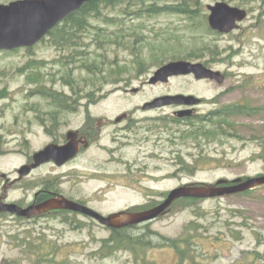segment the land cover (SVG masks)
I'll return each mask as SVG.
<instances>
[{
	"label": "rangeland",
	"instance_id": "rangeland-1",
	"mask_svg": "<svg viewBox=\"0 0 264 264\" xmlns=\"http://www.w3.org/2000/svg\"><path fill=\"white\" fill-rule=\"evenodd\" d=\"M11 1L0 0V4ZM218 1L248 11L240 27L228 34L212 30L206 19L207 5ZM107 4L100 7L102 17L89 16L86 28L78 31V46H61L60 36L53 34L32 47L0 50V196L6 193L7 202H30L33 179L47 175L50 168L21 180L18 170L48 143V126L49 132L61 134L79 127L86 111L142 110L146 101L163 94L201 97L204 102L198 110L203 113L235 103H250L259 110L248 118L230 120L231 133L217 140L198 134L194 138L190 134L196 127L184 125L189 139L183 140L182 165H176L175 156L171 157L175 162L170 160L166 143L167 159L159 167H149L157 177L148 173L143 182L118 178L124 166L100 168L81 156L64 168L74 192L80 189L92 200L104 197L95 206L108 214L143 202L147 194L160 196L182 185H212L222 178L264 174V0H200L193 20L167 12L149 17L121 15L119 6L112 9ZM106 16L126 19L125 31L105 23ZM130 26L137 29H127ZM81 50L87 56H78ZM174 59L203 63L207 59L209 67L222 71L226 80L218 84L176 75L167 83L150 84L154 72ZM84 63L96 72H89ZM42 86L69 97V106L59 110L37 92ZM54 114L56 127L49 119ZM113 174L116 177L107 178ZM179 200L166 214L131 232L143 236L144 245L139 244L137 251L126 246L111 248L105 240L112 229L82 214L70 213L64 221L65 214L38 220L6 214L0 218V264H264V185L196 202ZM47 251L48 260L32 258L33 254L45 256Z\"/></svg>",
	"mask_w": 264,
	"mask_h": 264
},
{
	"label": "water",
	"instance_id": "water-1",
	"mask_svg": "<svg viewBox=\"0 0 264 264\" xmlns=\"http://www.w3.org/2000/svg\"><path fill=\"white\" fill-rule=\"evenodd\" d=\"M94 0H14L0 4V50H12L19 47H32L41 41L57 24L68 15L79 10L85 3ZM208 22L213 30L228 34L240 27L248 11L234 6L227 1L209 4ZM192 74L197 80H211L223 84L225 74L217 69L205 65L203 62H192L185 59L171 60L160 66L149 78L150 84L168 82L172 76ZM137 89H134L136 91ZM175 102L179 104H199L202 98L194 94L178 93L166 95L153 100L145 107L163 105ZM183 115H189L192 110H184ZM73 136L72 133L69 134ZM73 140L65 145L50 143L40 151L34 153L32 164L22 165L19 178L31 173L32 169L43 162L55 160L64 163L77 154ZM264 185V174L253 177H237L233 180L222 178L216 184L182 185L172 189L167 197L157 206L133 212L122 210L103 214L88 205L71 200L65 196H55L39 205L21 206L17 202L0 200V212H8L18 217L30 218L53 209H67L89 215L99 223L109 228H123L142 224L157 219L168 212L172 204L183 197L213 198L228 196Z\"/></svg>",
	"mask_w": 264,
	"mask_h": 264
},
{
	"label": "flooded vegetation",
	"instance_id": "flooded-vegetation-1",
	"mask_svg": "<svg viewBox=\"0 0 264 264\" xmlns=\"http://www.w3.org/2000/svg\"><path fill=\"white\" fill-rule=\"evenodd\" d=\"M166 95L175 94H163L156 96L155 98L146 101L142 107V110H126L117 113L100 112L97 114L92 113L90 110L86 111L85 115L81 119L79 127L68 128L67 131L62 132L61 134H56L54 133L55 131L49 132L48 126L47 131L49 134H51V137L44 147L50 143L65 145L73 140L75 143V148L78 150L77 154L64 163H58L55 160H50L43 162L37 167L33 168L31 171L32 174L39 172V170L44 167H49L50 171L45 176H39L36 177L35 180L33 179L35 188L33 187L34 190L30 202H27L26 204L25 202L20 201L19 204L23 207L30 204L39 205L55 196H65L71 200L88 205L91 208L101 212L95 205L97 202H101L104 197H102V199L95 198L94 200L90 198L87 199L85 196H83L82 190L79 189L78 191L74 192V184H69L70 179L67 178L69 174L67 173V170H64V168H69V165L74 163L81 156H85L86 161L89 162V164L100 168L110 167L113 165L124 166L126 170L119 171L117 175L118 178L133 183L143 182L147 180L149 176L157 177L154 176L152 172H150L149 167H159L161 165L160 163L167 159L165 154L166 143L169 144L170 160H175L176 165L180 164L181 166V148L183 140L189 139V135L184 138L183 126L186 125L187 127H192L198 116L208 115L209 113L199 112L198 110V107L204 101L200 102L199 104L192 105L169 102L164 103L163 105L145 107L156 98ZM167 107L173 109L169 111L154 110ZM184 110H192V113L189 115H183V112L181 111ZM50 121L51 126L56 127V119ZM70 133L73 134L72 137L69 136ZM41 149L37 151H40ZM37 151H34L33 154L29 156L28 162L23 165L32 164L34 162V153ZM172 156H175L174 160L171 158ZM95 173H98V171ZM148 173H150V175L147 177ZM114 177H116V175L113 174L108 175L107 178ZM21 179L22 178H20V180ZM167 195V193H162L160 196L150 197V195L147 194L143 202L129 204L118 211H144L160 204L167 197ZM0 199L7 201V194L4 193L1 195ZM176 203L177 201L174 204ZM112 212H109L108 214ZM70 213L75 215L82 214L83 216L89 217L90 219H95L84 213L67 209H53L35 215L32 217V219L38 220L41 218L58 217L60 214H65L63 217H61V220L64 221L65 216ZM6 214L9 213H1L0 218L6 217ZM143 224L144 223L123 228L130 227L133 231H137L140 230L139 227H142ZM111 229L112 238L114 235V228ZM49 253L50 251H47V253L44 254L45 256H42V254H33L32 258L35 260V262H38L40 258L48 260L50 257L49 255H51Z\"/></svg>",
	"mask_w": 264,
	"mask_h": 264
},
{
	"label": "trees",
	"instance_id": "trees-1",
	"mask_svg": "<svg viewBox=\"0 0 264 264\" xmlns=\"http://www.w3.org/2000/svg\"><path fill=\"white\" fill-rule=\"evenodd\" d=\"M126 3L117 5L119 2ZM148 0H94L85 3L79 10L71 13L68 15L61 23L63 25L58 24L55 26L48 34V36H51L53 34H56V36H60V45L61 46H70L75 47L78 46L77 40L80 38L78 35L79 30H84L86 28V24L88 22L89 16H95V17H102V12L100 7L106 5L107 3L110 4L112 9L117 8L116 6H119L120 8V14L121 15H135L138 17H141L142 14L149 16H154L157 14H160L162 12H167L171 14H181L188 16L189 20H193L194 17L198 16V7L200 4V0H179L177 2L160 5L157 3H146ZM137 2V3H136ZM108 5V4H107ZM135 8V9H134ZM134 9V10H133ZM109 15V14H108ZM208 21V16L206 17ZM125 20L126 19H117V18H108L106 16L104 18L105 23H113L116 24L120 29L125 31ZM134 25V24H133ZM142 26V25H141ZM141 26H139L138 29H141ZM144 26V25H143ZM129 30H136L137 28H133L132 26L128 27ZM138 34V33H137ZM143 37V36H140ZM135 41L133 42V44ZM208 47V46H205ZM153 48V47H152ZM156 49V47H155ZM154 49V50H155ZM160 49V48H159ZM211 53H215V49H211ZM154 53V51H153ZM77 55L83 58L84 56H87L86 52L77 51ZM204 54L203 52L198 55V57H202ZM205 65H209V62L207 59H205ZM84 66H86V69L90 72H96L95 67L91 68L88 66V64L84 63ZM72 88L74 89V85H72ZM75 91V90H73ZM37 92L44 96L45 98L52 101L53 104L56 105V107L60 110L66 109L69 105L68 103L71 101L66 97L63 93L53 90V89H47L46 87L42 86L39 87ZM90 95V94H89ZM92 99L93 97L90 96ZM64 108V109H63ZM70 109V108H69ZM259 108L250 104V103H235L230 105H224L220 108H217L215 110H212L208 112V115H200L198 118L194 121L193 127H196V132L191 131L190 136H195L198 134L200 137L203 138H213L215 140L221 138L225 135V133L230 134L231 129L227 128L229 125H227L230 120H233L234 118H242L255 115L258 112ZM50 120L56 119V114L50 116ZM206 121H209L206 123ZM193 130V129H192ZM187 135L184 133V138ZM263 152L261 153V156L264 158V146H263ZM247 178V177H246ZM255 189V188H254ZM252 190V189H250ZM249 191V190H248ZM242 193V192H241ZM168 194V193H167ZM201 198H195V197H183L180 198L181 200H189V202H196L200 200ZM20 218V217H19ZM132 228H123V229H114V235L113 237L109 238L105 242L111 243V248H119V247H130L133 250L138 249V245L143 244L142 237L139 235H133L131 234ZM173 244L172 246L175 248H178V244L175 245V241H171ZM145 243V242H144ZM144 245V244H143ZM148 245V243L146 244ZM106 247V246H105Z\"/></svg>",
	"mask_w": 264,
	"mask_h": 264
}]
</instances>
